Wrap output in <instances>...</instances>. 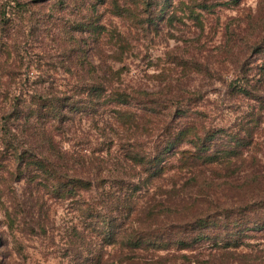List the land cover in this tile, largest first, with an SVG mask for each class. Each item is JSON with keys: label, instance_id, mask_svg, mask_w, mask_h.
<instances>
[{"label": "rangeland", "instance_id": "rangeland-1", "mask_svg": "<svg viewBox=\"0 0 264 264\" xmlns=\"http://www.w3.org/2000/svg\"><path fill=\"white\" fill-rule=\"evenodd\" d=\"M194 1L173 0L165 9L149 0H0V264H264V230L245 232L239 249L205 244L183 252L102 248L84 231L91 210L103 208L104 191L113 194L112 210L129 233H170L224 211L235 213L236 226L247 218L240 210L264 221V0H198L213 7L197 11L200 22L190 17ZM82 24L98 33L82 32ZM245 74L259 100L232 95L229 85L246 82ZM96 82L108 95L135 98L138 105L127 107L136 124L116 120L114 100L97 113L72 115L59 132L28 121L35 96L62 100ZM139 91L156 96L139 101ZM187 123L250 128L253 143L231 165L182 168L180 155L169 153L156 178L130 162L133 146L154 152ZM17 150L54 161L60 181L87 179L95 189L61 199L52 186L63 183L34 165L18 181ZM116 179L141 189L130 197Z\"/></svg>", "mask_w": 264, "mask_h": 264}, {"label": "trees", "instance_id": "trees-1", "mask_svg": "<svg viewBox=\"0 0 264 264\" xmlns=\"http://www.w3.org/2000/svg\"><path fill=\"white\" fill-rule=\"evenodd\" d=\"M157 1V4H162L163 8L167 9L173 7V0H149L150 3ZM233 5H241L245 0H229ZM192 6L189 7L191 18L197 22L201 21L202 14L200 11L210 12L213 7L207 4H200L198 0H195ZM104 4V2H103ZM18 10L22 9L21 4H17ZM115 13L122 17L124 11L120 6L115 4ZM4 17L7 16L6 11L3 12ZM90 24H82L81 31H88ZM94 28V27H93ZM98 28H94V33H98ZM99 40V39H98ZM261 50H259L260 52ZM115 57V56H114ZM85 60V58H84ZM86 61V60H85ZM86 62H83V64ZM82 64V65H83ZM90 71L94 70L93 65L88 64ZM89 72V71H88ZM248 75L242 78L246 82L240 84L232 83L229 88L233 96H246L254 100L262 98L260 95H255V92L251 89L249 81H247ZM139 101L143 98L147 99L156 94H152L145 91L137 92ZM84 95V96H83ZM110 95V96H109ZM108 95V86L104 83H91L84 85L76 96H65L60 100L44 99L43 96H35L32 99V106L29 107L30 121L35 117L38 123L43 125H49L55 132H59L64 127L66 120H70L71 116L80 114L81 112H87L88 109L95 110L97 108L105 106L111 103V100L116 101V106L113 113L116 120L122 125L126 123L136 124L137 116L129 109V105H138L134 103L132 96H129L127 92H113ZM143 97V98H141ZM152 99V103H156V100ZM141 103L139 105H144ZM127 107V108H124ZM19 110V108H17ZM92 111V112H93ZM91 112V111H90ZM23 112H19L18 117H21ZM28 115V116H29ZM56 122V123H54ZM5 134L6 131H3ZM254 139V132L250 128L240 130L238 132H228L225 129L211 130L207 129L206 125L187 123L182 126L177 133L172 135L163 146H158L154 152H148L147 150L138 149L133 146L132 149L127 151V156L131 163L142 166L143 169L149 174V178H156L163 175L167 169V164L164 162L165 156L170 153L172 156L180 155V162L183 164L182 168L191 167L192 165L200 162L206 164H232L234 158H238L240 149L252 145ZM52 140V139H49ZM53 142V140H52ZM192 145V149H182L183 145ZM54 145V144H53ZM52 149H55L51 146ZM19 151L15 154L16 163H18V181L24 179L25 172L29 169V166L36 167L38 172L46 174L47 178L51 179L55 183H63L62 186H52L53 191L59 195V197L65 199H75L81 195L82 192H89L95 189V183L93 181L82 178H70L66 177L64 181H60L57 177L56 166L54 161L49 162L47 159L37 158L32 152ZM178 151V152H177ZM31 154V156H28ZM33 159V160H32ZM165 163V164H164ZM25 166V168H24ZM47 181V180H46ZM57 181V182H56ZM100 185L106 183L104 178L96 180ZM114 184H118L119 189L123 190L124 187L129 186L130 197H134L139 191L138 185H127V183L121 182L119 179L114 181ZM47 188V185H45ZM103 208L92 209L91 214L87 215L88 220L91 218L89 225H86L84 231L91 233L92 237H95L101 242L102 248L107 246L117 247L120 246L123 249L130 251H195L202 245H209L212 249L217 250H231L239 249L244 244V233L248 231H262L264 230V221L257 216L252 217L249 214V210H240L245 218L240 225L238 220H235V213L232 211H224L220 215V218L216 216L197 218L191 222L183 223L173 227L172 232L158 230L155 233H148L141 235L137 232H128L122 229V222L118 218V210L114 212L112 206L114 201L110 198L113 194L109 192L103 193ZM226 212V214H224ZM252 217V218H251ZM214 219L221 221L214 222ZM254 219V221H253ZM220 222V223H219ZM153 234V235H149ZM101 264V259L98 261Z\"/></svg>", "mask_w": 264, "mask_h": 264}]
</instances>
